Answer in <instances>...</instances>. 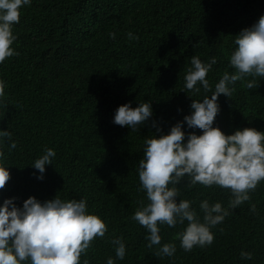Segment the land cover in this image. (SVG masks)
I'll return each instance as SVG.
<instances>
[{
    "label": "trees",
    "instance_id": "trees-1",
    "mask_svg": "<svg viewBox=\"0 0 264 264\" xmlns=\"http://www.w3.org/2000/svg\"><path fill=\"white\" fill-rule=\"evenodd\" d=\"M262 12L264 0H31L22 6L12 29L17 54L0 63V129L10 131L17 145L9 150V139L0 138V163L10 173L0 202L15 197L20 206L29 195L85 198L106 232L93 239L80 264H106L110 256L115 264H264V180L211 227V244L190 251L177 236L187 221L159 225L161 242L149 247L147 230L132 218L147 202L137 172L144 137L166 133L190 111L191 99L210 94L184 88L190 57L216 58L206 76L214 90L225 71H235L228 59L234 35ZM250 79L236 81L231 97L218 96L214 125L226 134L243 127L264 131V77H256L252 89L246 87ZM129 101L152 104V117L135 130L112 121L116 107ZM45 148L56 156L37 179L30 164ZM176 187L177 201H192L201 218V200L228 208L231 199L229 189L189 185L187 177ZM116 236L126 245L123 259L111 244ZM163 243L176 245L172 256L159 254Z\"/></svg>",
    "mask_w": 264,
    "mask_h": 264
},
{
    "label": "clouds",
    "instance_id": "clouds-1",
    "mask_svg": "<svg viewBox=\"0 0 264 264\" xmlns=\"http://www.w3.org/2000/svg\"><path fill=\"white\" fill-rule=\"evenodd\" d=\"M31 0H0V63L16 55L13 42L16 35L13 25L19 22L22 6ZM115 33L109 36L115 38ZM129 39H137L128 32ZM234 47L229 54V65L234 72L225 71L213 86L206 78L216 63L215 57L202 61L197 55L190 57V65L184 75V88L199 93L202 99H191L190 111L169 126L166 133L145 136L143 156L139 159L137 172L147 202H142L132 218L147 230L148 246L161 242L159 225L175 227L184 224L177 233L180 246L190 251L194 246L211 244L214 234L211 227L221 223L229 214V208H236L250 199L249 191L264 180V131L254 127H243L226 134L214 125L220 110L218 96L231 97L234 84L244 77L246 87L257 86L256 77H264V12L248 27L242 28L233 37ZM199 84V86H197ZM5 82L0 80V97L4 95ZM153 115L151 102H125L116 107L112 121L120 126L137 129ZM153 126L156 122L153 121ZM189 129H200L185 132ZM159 131V128H157ZM9 139V150L16 148L12 133L0 129V138ZM2 142V141H0ZM56 156L53 148L43 153L30 164L38 170L37 179H43L46 165L52 164ZM4 157L0 151V160ZM184 177L189 185H218L231 192L228 208L220 202L210 203L203 199L199 203L200 214L192 207V201L179 199L177 183ZM10 178L8 166L0 163V189ZM15 197H5L0 202V264H80L82 253L90 247L97 236H104L106 224L95 213L89 212L85 198L62 199L54 195L43 201L33 195L23 199L17 206ZM253 210L255 205L250 206ZM117 259H123L126 245L120 236L113 237ZM176 251L174 243H163L159 254L172 256ZM245 259L250 252L241 251ZM87 264V260L83 262ZM106 264H115L110 256Z\"/></svg>",
    "mask_w": 264,
    "mask_h": 264
}]
</instances>
